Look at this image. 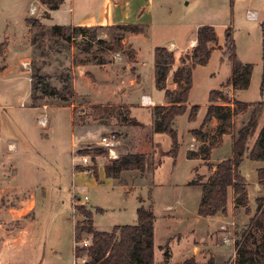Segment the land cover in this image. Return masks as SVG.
Returning <instances> with one entry per match:
<instances>
[{
	"label": "rangeland",
	"instance_id": "374dc122",
	"mask_svg": "<svg viewBox=\"0 0 264 264\" xmlns=\"http://www.w3.org/2000/svg\"><path fill=\"white\" fill-rule=\"evenodd\" d=\"M32 5V0H0V44L5 36L10 39L4 61L6 64L0 67V71L7 68L0 74V184L7 183L3 187L7 188V200L12 207L16 202H24L21 209H30L29 216L22 226L24 242L26 245L30 244L33 249L32 263L72 264L74 253L83 250H73L72 222L75 218L74 224L85 222V216L92 212L94 226L99 231H110L117 225H135L137 199L144 198L147 208L153 202L155 211H163L164 205H172L171 201L178 196L177 192L171 194V184L181 186L193 176L194 164L187 161L184 155L185 136L190 129L198 128L201 124L209 94L221 89L229 78L232 64L224 54L226 31H229L234 41L237 60L252 65L249 87L234 97L242 102H264V0H153V24L149 31L142 29L131 32L114 29L113 26L97 27L95 31L87 30L81 34L87 39L77 36L70 41L55 42L44 37L43 47H38L37 42L31 43L34 36L38 42H42L39 29H29L27 43L23 40L27 32L24 20L35 19L42 24L41 5L37 4L35 13L31 14ZM249 10L258 14L257 20L249 21L246 18V12ZM27 15L29 17L25 19ZM69 19L70 15L63 7L53 16V20H44V23L49 26L66 25ZM197 24L214 27L217 47L211 49L205 66H197L192 71L188 102L198 105L199 111L194 121L188 119V112L176 120L178 146L183 147L177 151L175 165L172 166L170 161L164 158L160 166L153 169L150 193L148 187L142 188L151 183L150 170L143 174L124 171L115 182L107 179L103 174L104 166L117 161L124 155L127 144H132L128 137L129 129L123 128L120 122H131L133 115L137 121L148 124L150 115L147 111L150 112L154 106L140 111L144 107L141 105V98L147 96L145 92L136 96L140 97L139 101L134 99L133 86L138 84V87H141L136 57H139L140 72L149 89L151 100L161 104L164 95L154 88L153 77L150 75L153 69L154 48L162 47L172 39L178 43L188 40ZM120 40L122 43H119ZM43 50L47 56L42 57ZM187 53L191 55V51ZM187 53L183 54L182 58ZM19 58L22 61L20 64ZM94 60L107 63L108 75L105 85H102L106 76L104 72L98 71L95 79L90 71L85 72L80 67L87 62L95 63ZM33 65L39 68L44 79L31 99L30 76ZM65 71L73 79V94L68 96L63 92L59 95H45L42 87L46 82L56 90L60 89L58 77ZM131 81L136 83L130 85ZM224 87L226 88V84ZM223 92H228V89ZM226 96L229 97V94L226 93ZM61 98L67 101H62ZM97 106H103L105 109L98 111ZM129 106L137 108L128 110ZM247 119L245 116L235 118V132L243 120ZM42 121L48 122L46 128L37 124ZM71 122H74V126ZM263 124L264 109L259 115L258 127ZM75 125L83 129L77 131ZM108 134H115L119 142L116 146L117 160L110 159L106 151L98 145L100 137ZM154 141L160 151L168 150L172 144L168 136ZM98 150L102 153L95 155ZM138 150L144 152L146 147L135 151ZM172 153L173 151L168 154L171 156ZM230 153L231 144L227 139L220 148L212 150L211 160L218 161L228 157ZM84 155L91 159V165L86 168L80 166V157ZM150 155L148 163L152 167L156 162ZM3 164L5 166H2ZM262 166V162H254L244 157L239 168L245 179L249 204L252 207L255 197L261 195V198H264V186H260L259 192L256 188L257 169ZM14 168L15 171H12ZM92 168L97 171L96 178L93 175L73 176L77 171ZM200 173H206L203 167ZM87 174L91 175V171ZM91 177L95 179L96 186L91 183ZM194 179L198 181L202 176L197 174ZM140 188L142 190L135 191ZM197 191L195 188L181 191L183 199L189 202L191 207ZM2 197L5 198V194ZM84 197L87 198L86 201ZM78 206H83L81 213L77 212ZM98 209L103 210L96 213ZM256 212L255 208L246 214H253L254 217ZM251 219L241 226L235 223L236 229L232 225L224 224L211 235L208 233L216 227V221L206 220L198 225L201 232L195 236L185 231V224L168 223L166 228L160 225V220L156 244H161L169 235L171 237L180 233V238L164 243L163 250L155 247L154 264H205L209 258L216 256L215 252L216 257H219L217 263L213 258L215 264H229L234 257L233 241L240 240L246 232L247 243L258 245L264 242L263 214L259 218L263 221L262 226L249 229ZM192 222L190 218V223ZM224 238L230 239L232 243L224 246ZM83 240L91 242V236L84 233L80 241ZM194 242H204V248L199 251L198 257L189 258L192 256ZM166 250L169 254L167 259L164 255ZM86 259L85 255L80 254L77 262L81 263Z\"/></svg>",
	"mask_w": 264,
	"mask_h": 264
},
{
	"label": "trees",
	"instance_id": "16d2710c",
	"mask_svg": "<svg viewBox=\"0 0 264 264\" xmlns=\"http://www.w3.org/2000/svg\"><path fill=\"white\" fill-rule=\"evenodd\" d=\"M41 5L46 6L48 10H56L63 0H36ZM26 25L30 29H39L42 36V42H38L36 37L31 38V43L38 44V47L44 46V37L53 41H70L77 36H83L84 31H95L97 27L92 29L70 26H52L45 27L35 19H26ZM114 29L124 31H142L143 28L137 25L113 26ZM41 41V40H40ZM216 33L214 27L203 25L198 27L196 31V46L191 51V55H187L182 59V66L174 73L173 81L179 87L178 92L172 98L170 92H166V97L170 105L168 107H155L153 109L154 116V132L166 134L171 137L174 148L173 154L177 149L176 135L172 129V122L175 118L182 116L186 111V103L188 94L192 85L191 71L196 66H205L209 59L211 49L209 44H215ZM119 43H122L120 40ZM121 45V44H120ZM225 52L232 64L231 76L228 83L234 91L246 90L249 87L252 65L243 64L237 60L235 54V44L229 31L225 32ZM37 47V46H36ZM47 56L46 51H42V57ZM95 63H104L94 60ZM174 64V57L165 48L154 49V76L156 86L160 89L164 88V83L169 71ZM39 68L35 65L31 67L30 86L31 99L35 96L38 85L43 81ZM61 83L59 90L51 87L48 83L42 87L45 95L52 96L66 92L67 95L73 94V79L68 72H62L58 77ZM217 99H223L224 105L213 104ZM62 101H67L61 98ZM209 103L206 115L199 130H192L191 134L204 141L206 134L203 131L205 125L215 118L219 122L215 136L211 138L207 146L200 149V154L204 161L209 160L210 151L216 147L221 140L222 135L226 134L232 126V119L238 114L245 113L249 108L251 112L248 120L238 129L233 136L231 144V158L219 162L208 177L206 182H192L198 184L202 188V197L200 199L197 214L202 218H212L217 214H224L227 205V190L231 188L235 195L237 205L244 206L247 202L246 182L241 175L239 166L244 155L251 161L264 162V124L259 131L253 145L249 147V141L253 138L258 127V117L264 108V102L244 103L233 100L231 103L224 98L221 92L212 91L209 94ZM229 104H232V108ZM98 111L105 109L103 106H97ZM199 106H192L188 115L189 120H194ZM133 125H137L135 120L131 121ZM95 155L101 154L100 150ZM145 168V156L142 154H126L121 156L117 161L110 162L104 166L106 177L118 179L124 171L143 172ZM89 172L95 178L97 171L95 168L81 170L79 172ZM257 179L260 186H264V168L257 170ZM83 206H78L77 212L81 213ZM256 214L252 217L249 229L252 227L262 226L260 215L264 217V198H259L256 204ZM102 210H96V213ZM137 223L135 225L115 226L110 231H99L93 226L92 212L85 216V222H78L74 225L73 238L75 242L81 240L82 234L91 236V245L83 250L74 253L75 264H154V244H153V223L154 214L151 210L140 206L137 211ZM246 234L239 240L234 241V258L229 264H264V242L256 245L255 243H247ZM167 247V246H165ZM77 249H75V252ZM80 254L86 256V260L79 263L77 259ZM165 259L169 257L168 250L164 253ZM201 264V263H189ZM205 264H215L213 258Z\"/></svg>",
	"mask_w": 264,
	"mask_h": 264
},
{
	"label": "crops",
	"instance_id": "0c3cea01",
	"mask_svg": "<svg viewBox=\"0 0 264 264\" xmlns=\"http://www.w3.org/2000/svg\"><path fill=\"white\" fill-rule=\"evenodd\" d=\"M32 1H34V5H32L31 8L34 6L36 9L37 4L41 5L36 0H32ZM152 3H153V0H63L62 3L58 6V8L56 10L50 11L46 8V6L41 5V7H42V25H44V26L46 25V27H52V26H49L46 23H44V20H53V16L56 13H58L59 11H61V9L63 7H65L66 12L69 13V15H70V19H69L68 23L66 25L55 24L53 26H70L72 28L73 27H82V28L92 29L95 27L137 25V26H140L141 28H143L144 30L149 31L152 24H153ZM29 15H27L25 17V19L27 17H29ZM24 22H25V20H24ZM201 25L202 24L195 25L192 37H190L188 40H186L182 43H178L177 41L172 39V40L168 41L162 47H155V48H165L170 53H172V55L174 57V64L172 66V69L169 71V73L166 77V80L164 83V88L163 89L158 88L156 86L155 76H154V51H153V69H151L150 75L153 77L154 88L157 91H160L163 93L164 101L161 104H157V103L153 102L154 106L152 109L149 107H142L141 108L140 111H145V109H147V108L151 109L150 112H148L146 110L147 113L150 115V121L148 122V124H144L142 122L137 121L136 118L133 117V115L131 118L136 121L137 125H133L132 122H120L121 123L120 125L123 126V128L129 129L130 136H128V137L130 138V143H132V144H127V146L125 147L126 150L124 151V155H126V154H142L145 156L144 171L143 172L136 171L140 174L145 173V171L148 172L149 170H150V173L153 172V169H155L157 166H160V164L162 163V159H164V158L168 159L170 161V163L172 164V166H174L175 161H176L177 151L180 147H183L181 145H180V147L178 146L177 131L175 129V123H176V120L178 118L177 117L172 122V129L176 135L177 149L175 151V154L172 153L171 156L168 154L171 151H173L174 145H173V142H172V139L170 136H168L166 134L154 132L153 109L155 107H168L170 105L168 98L166 97L167 91L171 93L170 96L172 98L178 92L179 87L173 81L174 73L182 66V59H184L187 55H189L187 52L192 51L193 48L196 46V31H197L198 27H200ZM29 29L30 28L28 26H26L27 32L24 35V39H23L25 41L24 43H27V35H28ZM139 38L140 37H137V39H139ZM9 41H10L9 37L5 36L3 42L0 44V60H2L0 62V64H1L0 67H2L3 65L6 64V63H4V61H5V58L7 56L8 45L10 44ZM209 46H210V48L217 47V43L216 44H214V43L209 44ZM185 53H187V55L184 58H182V55ZM137 55L138 54H136V56ZM20 58H19V64H20V62H22ZM138 58L139 57L137 56L136 62H138V63L136 64V66L138 65L137 70H138V74L140 75V79H141V83H140L141 87L139 88L138 84H135L136 87L133 86L134 99L137 98V101H139L138 98H140V97H136V96H138L139 94H143L144 92L150 98L149 89L146 86V84L143 82L144 77L142 76V74L140 72L141 64H140V61ZM80 67H82L84 69L83 71H85V72L90 71L93 74L95 79L98 76V74H97L98 71L104 72L106 74V76L104 77L102 85H105L106 77L108 75L107 70H106L107 69V63L106 62L101 63V64H99V63L90 64L87 62L86 65H83ZM196 67H194V68H196ZM5 69H7V68H5ZM5 69H2V70H5ZM193 70L194 69H192V71ZM231 70H232V67H231ZM1 71H0V74H1ZM192 71H191V78H192ZM229 74H230L229 75V78H230L231 71ZM229 78H227L226 82L224 83V84H226V88L224 87V84H223L222 88L219 90H216V91L221 92L222 95L224 96V98H227V100H229L231 103L233 100H237L234 97L235 94H237L239 92L246 91V90L234 91L232 89V86L228 83ZM75 82H74V89H76ZM133 83H136V82L131 81L130 85ZM98 86H100V84H98ZM224 89H228V92L224 93L223 92ZM190 90H191V88H190ZM189 93H190V91H189ZM226 93L229 94V97L226 96ZM188 97H189V94H188ZM150 100H151V98H150ZM240 102H242V101H240ZM244 103H248V102H244ZM213 104L224 105V101H223V99H217L215 101V103H213ZM209 105H210V103L208 101L207 107ZM229 105L232 108V104H229ZM192 106H198V105L189 104L188 98H187L186 111L185 112H188V115L190 112V108ZM207 107H206V112H207ZM134 108H137V107L136 106H134V107L129 106L128 110H134ZM198 111L196 112L195 118L197 116ZM206 112H205V115H206ZM250 112H251V108H249L245 113L238 114L237 116H235L232 119L231 129L226 134L222 135L220 143L216 147L211 149L209 160H207V161H204L202 159V156H201L199 151L202 147L207 146L209 141L211 140V138H213L215 136L216 129L219 125V122L217 121V119L212 118L205 125V127L203 128V131L206 134L204 141H201V140L195 138L191 134L192 130H199L200 129V127L203 123V120H202V122L198 128L190 129L188 131V134L185 136V141H184V144H186L184 147L185 148V154L184 155H185V159L187 161H192L194 164L193 176L190 177V179L187 181L186 184L181 185L182 187L180 185L171 184V187H170L171 194L173 192H177V195H178L171 201L172 205L166 204V205H164V207H165L164 210L158 212V211H155V206H154L153 202L151 203L150 207L147 208V207H145V204L143 201L144 198L142 200L137 199V201H138L137 206L138 207L136 208V211L140 206H143L145 209L151 210L152 213L154 214V217H155L154 223H153L154 255H155V247L158 248L159 250H163L164 243H168L169 240H174V239L178 240L180 238V233L173 234L171 237L169 235V237H167L166 239H163L161 244H156V237H157V232H158V227H159L158 223L160 220H161L160 225L161 226L164 225V227H166V228H167L168 223L185 224V226H184L185 231L192 233L195 236L197 234H200V232H201V229H200V227H198V225L205 223L203 221H206V220L209 222L210 221H216V227L211 229L210 232L208 233L211 235L214 232L220 230L224 226V224L232 225L236 229L235 223H237V225L241 226V225L245 224L249 219H251L253 214L251 216L250 215L248 216L246 214V212H249L250 209L255 210L257 200L262 197L261 195H258V197L254 198V200H253L254 206L252 207L249 204V198H248V193H247V189H246L247 202L244 206H241V205L236 204V202H235L236 197L233 193V190L231 188H228V190H227V205H226L225 213L224 214H217L216 216H214L212 218H202V217L198 216V214H197V208H198L200 199L202 197V188L198 184H192V182L197 181L196 179H194V177L197 174L202 176V179H198L197 182H199L200 184L206 182L208 177L213 173L215 166L219 162L231 158V153H230V154H228V157H223L218 161H212L211 160V153H212V150L220 148L222 146V144L224 145V143L227 139H228V142L230 144H232L233 136L238 131L237 130L235 132V128H234L235 118L238 116H242V117L245 116V117L249 118ZM261 112H260V114H261ZM258 119H259V117H258ZM71 121H72V119H71ZM246 121L243 120L241 126ZM37 124L39 126H42L39 122H37ZM71 124H72V126H74V122H71ZM47 125H48V122L45 121L42 127L46 128ZM262 126L257 128V131L255 133V137L252 138L251 142L249 141V147H251L253 145L259 131L262 128ZM76 127H77V131L80 129H83L81 126H76ZM162 136H168L172 142L171 147L166 151L158 150L157 143H155V141H154V140L157 141L158 139L162 138ZM118 144H119V142H117V145ZM144 147H146V151H144V152H143V150L142 151H139V150L135 151L136 149H140V148H144ZM10 148H12V145H10ZM156 148H157V150H156ZM148 152H149V155L151 154L150 156L156 162L155 164L152 165V167H150V164L148 163V159H149ZM244 157L248 159L247 154L244 155ZM242 161H243V159H242ZM254 162H256V161H254ZM258 162H261V161H258ZM262 163H263V166L259 169L264 168V162H262ZM2 166H5V165L3 164ZM240 166H241V164H240ZM240 166H239V168H240ZM202 167L204 168V170L206 172L205 174L200 173ZM12 171H15V168ZM103 174H104V177H106L105 170L103 171ZM7 175H9V174L7 173ZM77 175H87L88 177L92 176V175L87 174V172H79V171L75 172L73 176L76 177ZM206 175H208V176L205 178ZM80 177H82V176H80ZM8 178H9V176H8ZM106 178L111 179L114 182L116 180H118V179H112L109 177H106ZM203 178H205V180H203ZM91 183L95 186L97 185V183L93 177H91ZM5 184H7V183H1L0 184V264H33L32 263V251H33V249H31L30 244L26 245V243L24 242V232H23L24 226H22L25 223L26 218H28V216H29L30 209H27V210L21 209V207L23 206L22 204L24 202L22 204L19 202L18 203L16 202V205L14 207H12L10 202H8V200H7V199H9V197H7L8 194L6 193L7 188L3 187ZM152 185H153V181H152V173H151L150 185L142 186V188L148 187L147 190L150 193V191L152 189L151 188ZM142 188L135 190V191L137 192L139 190H142ZM188 188L189 189L195 188L198 190L196 195L194 196V200L192 201V203H193L192 207H191V204L189 202H187V201H185V199H183L184 196H182L183 193L181 192V191L188 189ZM256 188H257V191L259 192L260 191V185L258 183V179H257ZM3 194H5V198L2 197ZM149 196L151 198V195H149ZM29 204H30V202H29ZM193 206H194V209H193ZM19 208L21 210H19ZM135 217H136V215H135ZM93 218H94V215H93ZM132 218H133V216H132ZM190 218L193 220L192 223H190ZM74 220L72 222L73 231H74V225H75ZM169 220H171V222H165V221H169ZM163 222H165V223L163 224ZM93 226H94V219H93ZM94 228H95V226H94ZM208 234H207V236H208ZM203 243L204 242H198V243L194 242L195 245L192 249V256H190L189 258L199 256V251L202 248H204ZM196 244H198V245H196ZM165 246H167V244ZM215 255L217 256L216 252H215ZM216 256L213 258L217 263V260L219 259V257H216ZM189 258H187V259H189ZM233 258L234 257H232L231 260ZM184 261H182V263ZM75 263H76V260L74 258L72 261V264H75ZM219 264H223V262H219Z\"/></svg>",
	"mask_w": 264,
	"mask_h": 264
},
{
	"label": "built area",
	"instance_id": "2783aa9c",
	"mask_svg": "<svg viewBox=\"0 0 264 264\" xmlns=\"http://www.w3.org/2000/svg\"><path fill=\"white\" fill-rule=\"evenodd\" d=\"M34 11H35V7H32L31 8V14L34 13ZM246 18L249 21H255L258 19V14L254 11L249 10L246 12ZM141 105L144 107H148V106H152L153 103L148 96H143L141 98ZM39 123L42 126L44 124L43 121L39 122ZM98 145L106 151V153L110 159H113V160L118 159V156L116 154L117 139H116L115 134L102 135L100 137V141L98 142ZM90 165H91V159L88 155H84V156L80 157V166L86 168V167H89ZM73 168H74V162H73ZM84 200L86 201L87 198L84 197ZM75 201H76V197H74V201H73V211H75V204H76ZM229 243H232V241L228 238H224L222 240V244L224 246H227ZM233 243H234V241H233ZM90 245H91V242L89 240H83V241H78V242L74 241L73 249H85V248L89 247ZM234 253L235 252H234V247H233V255H234Z\"/></svg>",
	"mask_w": 264,
	"mask_h": 264
},
{
	"label": "bare ground",
	"instance_id": "6f19581e",
	"mask_svg": "<svg viewBox=\"0 0 264 264\" xmlns=\"http://www.w3.org/2000/svg\"><path fill=\"white\" fill-rule=\"evenodd\" d=\"M152 103H153V101H152Z\"/></svg>",
	"mask_w": 264,
	"mask_h": 264
}]
</instances>
